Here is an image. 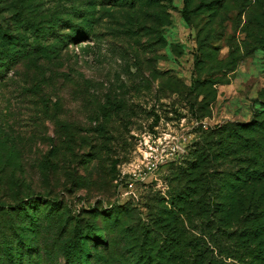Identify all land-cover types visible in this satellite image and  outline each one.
Returning a JSON list of instances; mask_svg holds the SVG:
<instances>
[{
	"label": "rangeland",
	"instance_id": "374dc122",
	"mask_svg": "<svg viewBox=\"0 0 264 264\" xmlns=\"http://www.w3.org/2000/svg\"><path fill=\"white\" fill-rule=\"evenodd\" d=\"M93 1L92 36L66 48L47 109L20 94L25 79L38 83L33 70L22 68L15 86L0 82L2 130L13 139L0 143V264H20L22 237L32 235L41 255L36 263L27 250L26 261L65 264V237L48 230L54 200L67 235L76 224L107 234L94 253L102 264H123L128 240L138 248L162 217L181 219L186 243L204 240L196 218L173 205L181 167L215 128L264 115V0H161L143 12L109 0H0V25L12 27L16 2L44 24ZM163 7L167 25L152 15ZM28 195L43 196L34 225L16 209ZM115 208L119 219L103 213Z\"/></svg>",
	"mask_w": 264,
	"mask_h": 264
},
{
	"label": "trees",
	"instance_id": "16d2710c",
	"mask_svg": "<svg viewBox=\"0 0 264 264\" xmlns=\"http://www.w3.org/2000/svg\"><path fill=\"white\" fill-rule=\"evenodd\" d=\"M160 1L108 2L114 8L139 7L143 12V8H160ZM88 4L87 7H74L54 15L52 21L43 24L23 14L21 4L16 2L12 27L0 25V82L15 86L19 83L17 76L22 68L28 72L33 70L34 75L39 77L38 83L26 84L28 79H25L23 86L18 87L20 94H34L47 109L49 102L54 100L48 92L55 80L61 77L57 67H63L66 48L92 36L97 4L96 1ZM152 15L162 25L169 24L164 7ZM22 27L30 31L31 36L19 32ZM24 78L28 76L24 74ZM83 85L84 82H77L78 88H83ZM55 105L59 106L60 101ZM3 127L0 115V143L8 149L13 139L3 131ZM261 137H264V115L251 123L219 126L202 142L195 143L192 158L185 161L178 174L177 179L185 185L174 192L173 205L191 222L190 216L196 218L193 222L200 224L198 232L204 235V240L196 235L186 243L180 229L181 219H176L177 215L175 219L167 217L164 220L162 217L156 223L157 235L148 236L145 232L146 238L138 248L132 238L128 240L123 264H264V139ZM223 162L235 164V169L221 170ZM25 197L19 200L16 209L34 225L35 214L31 208L34 209L36 199L42 200L43 196ZM52 203L54 209L50 214L48 230L53 227L58 236L65 237L62 246L65 264H102V258L94 253L108 246L107 234L90 225L85 231L76 224L71 235H67L65 222L59 213L61 201L54 200ZM103 213L107 217L115 214L114 218H121L117 208L103 210ZM33 237H22L23 248L16 259L20 264L32 263L26 261L27 250H35L28 257L36 255V263L41 255V247ZM10 257L15 260V252H11ZM230 259L233 262H229Z\"/></svg>",
	"mask_w": 264,
	"mask_h": 264
}]
</instances>
